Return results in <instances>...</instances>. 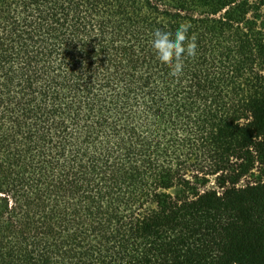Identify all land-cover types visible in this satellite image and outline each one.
<instances>
[{"label": "trees", "instance_id": "16d2710c", "mask_svg": "<svg viewBox=\"0 0 264 264\" xmlns=\"http://www.w3.org/2000/svg\"><path fill=\"white\" fill-rule=\"evenodd\" d=\"M259 167L264 0H0V264H264Z\"/></svg>", "mask_w": 264, "mask_h": 264}, {"label": "clouds", "instance_id": "9594fccd", "mask_svg": "<svg viewBox=\"0 0 264 264\" xmlns=\"http://www.w3.org/2000/svg\"><path fill=\"white\" fill-rule=\"evenodd\" d=\"M189 24H181L176 30L174 37L170 32L157 29L154 32L152 46L156 50L161 62L172 65V74L178 75L183 68L185 54L194 56L197 48L196 38L188 37Z\"/></svg>", "mask_w": 264, "mask_h": 264}, {"label": "rangeland", "instance_id": "374dc122", "mask_svg": "<svg viewBox=\"0 0 264 264\" xmlns=\"http://www.w3.org/2000/svg\"><path fill=\"white\" fill-rule=\"evenodd\" d=\"M258 179H264V168L259 167L254 171V174L251 176L249 175V177L247 179H245V182L247 181H254V180H258ZM243 182V183H245Z\"/></svg>", "mask_w": 264, "mask_h": 264}]
</instances>
